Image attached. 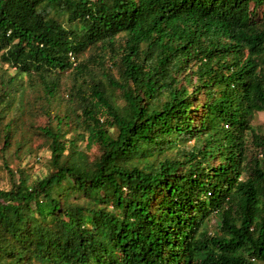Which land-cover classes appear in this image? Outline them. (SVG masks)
Wrapping results in <instances>:
<instances>
[{"label": "trees", "instance_id": "trees-1", "mask_svg": "<svg viewBox=\"0 0 264 264\" xmlns=\"http://www.w3.org/2000/svg\"><path fill=\"white\" fill-rule=\"evenodd\" d=\"M0 63L1 151L50 152L0 264H264V0H0Z\"/></svg>", "mask_w": 264, "mask_h": 264}, {"label": "rangeland", "instance_id": "rangeland-1", "mask_svg": "<svg viewBox=\"0 0 264 264\" xmlns=\"http://www.w3.org/2000/svg\"><path fill=\"white\" fill-rule=\"evenodd\" d=\"M6 66L3 67L0 63V87H1V80L2 76L8 77V75L4 74L6 72ZM10 74H14L13 70H9ZM23 79L25 82H27L28 77L23 76ZM63 87L67 85L66 81V75L61 78ZM40 91L29 89L27 92V100H31L32 102L40 101L38 96L42 94ZM65 97V95H64ZM30 118H32V121H35L38 124L45 123V118L41 117L40 115L33 116L29 115L28 111L22 116L23 120L28 121ZM251 125L260 132H264V113H256L251 121ZM19 135H25L23 133V127L20 124V127L18 129ZM31 137V145H29L32 149L31 156H26V153L22 152L18 156L14 155V151L3 153L1 151V140H0V189H9L10 188V180L9 175L4 169L5 163H7L8 167L14 169L15 171L18 170V167L20 164H22L23 167H29L30 172L36 176H44L47 172V168L50 161V152L48 149V141L41 140L39 137H36L32 134L29 135ZM95 150H92L90 152L91 157L95 154ZM28 165V166H27ZM217 220L213 219L208 225V228L215 230V227H217Z\"/></svg>", "mask_w": 264, "mask_h": 264}]
</instances>
